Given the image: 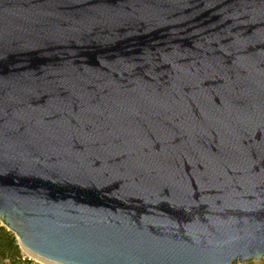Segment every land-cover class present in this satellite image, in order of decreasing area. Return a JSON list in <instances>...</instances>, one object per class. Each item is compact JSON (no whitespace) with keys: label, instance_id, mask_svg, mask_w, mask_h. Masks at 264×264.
<instances>
[{"label":"water","instance_id":"obj_1","mask_svg":"<svg viewBox=\"0 0 264 264\" xmlns=\"http://www.w3.org/2000/svg\"><path fill=\"white\" fill-rule=\"evenodd\" d=\"M0 224L58 264H260L264 0H0Z\"/></svg>","mask_w":264,"mask_h":264},{"label":"trees","instance_id":"obj_2","mask_svg":"<svg viewBox=\"0 0 264 264\" xmlns=\"http://www.w3.org/2000/svg\"><path fill=\"white\" fill-rule=\"evenodd\" d=\"M23 255L16 235L0 224V261L16 264Z\"/></svg>","mask_w":264,"mask_h":264},{"label":"built area","instance_id":"obj_3","mask_svg":"<svg viewBox=\"0 0 264 264\" xmlns=\"http://www.w3.org/2000/svg\"><path fill=\"white\" fill-rule=\"evenodd\" d=\"M16 264H44V263L39 261L36 258H32V257H28L26 255H23L22 259ZM239 264H241V263H239ZM244 264H247V263H244Z\"/></svg>","mask_w":264,"mask_h":264},{"label":"bare ground","instance_id":"obj_4","mask_svg":"<svg viewBox=\"0 0 264 264\" xmlns=\"http://www.w3.org/2000/svg\"><path fill=\"white\" fill-rule=\"evenodd\" d=\"M24 250H25L28 254H30L31 256L36 257V259L41 260V262L44 261V262H46L47 264H58V263H54V262H51V261L45 260V259H43V258H41V257H39V256H37V255H35V254H33L32 252L28 251L26 248H24Z\"/></svg>","mask_w":264,"mask_h":264},{"label":"rangeland","instance_id":"obj_5","mask_svg":"<svg viewBox=\"0 0 264 264\" xmlns=\"http://www.w3.org/2000/svg\"><path fill=\"white\" fill-rule=\"evenodd\" d=\"M23 254L28 256V257H32V258H36V257H33L31 256L30 254H28L25 250H22ZM39 260V259H38ZM41 261V260H39ZM44 264H47L46 262L42 261ZM7 262H3V261H0V264H6ZM250 264H256V263H250ZM260 264H264V259L263 261L260 262Z\"/></svg>","mask_w":264,"mask_h":264}]
</instances>
